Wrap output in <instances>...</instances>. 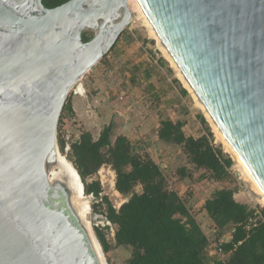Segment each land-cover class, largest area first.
<instances>
[{"label":"water","instance_id":"1","mask_svg":"<svg viewBox=\"0 0 264 264\" xmlns=\"http://www.w3.org/2000/svg\"><path fill=\"white\" fill-rule=\"evenodd\" d=\"M137 1L264 192V0H215L226 7L211 54L171 0ZM132 18L127 0H0V264H108L53 175L57 127L68 94Z\"/></svg>","mask_w":264,"mask_h":264},{"label":"trees","instance_id":"2","mask_svg":"<svg viewBox=\"0 0 264 264\" xmlns=\"http://www.w3.org/2000/svg\"><path fill=\"white\" fill-rule=\"evenodd\" d=\"M42 1L45 6L54 7L66 0ZM88 39L83 33L82 40ZM65 111L72 116L71 96L63 105L60 119ZM182 126L181 121L162 120L158 136L180 146L193 168L216 181L228 179L232 159L213 145L208 134L186 136ZM109 136V126L96 139L89 131L79 130L78 138L69 145L68 157L82 183L104 163L115 171V188L127 199L118 209L107 203L106 218L116 226L115 244L131 248L128 264H264V221L245 228L253 210L235 200L233 188H217L203 204L217 238L227 228L234 229L231 239L222 243L225 257L220 259L209 253V237L189 212L185 200L169 188L161 166L147 152H133L125 136H118L113 142ZM60 142L63 149L64 143ZM176 174L192 177L186 166L178 167ZM137 185L141 186L140 192L135 191ZM84 191L98 196L99 182L86 184ZM96 236L103 252H108L110 245L104 234L96 230Z\"/></svg>","mask_w":264,"mask_h":264},{"label":"crops","instance_id":"3","mask_svg":"<svg viewBox=\"0 0 264 264\" xmlns=\"http://www.w3.org/2000/svg\"><path fill=\"white\" fill-rule=\"evenodd\" d=\"M151 43L149 37L142 40L119 37L99 65L92 67L83 77L81 92L71 95V105L72 117L79 130L89 131L96 139L109 126L111 142L118 136H125L132 146L147 152L154 159L151 151L156 156L169 154L172 144L158 136L162 120L183 122L182 130L186 136L197 137L202 133L194 135L188 132L190 122L195 118L187 100L189 90L172 73L171 65ZM179 152L184 159L181 164L176 163L175 168L186 166L191 169L192 165L181 147ZM176 169L171 178L176 187L179 185L178 188H181L187 180L191 181V177H179ZM174 190L181 195V189ZM209 197L200 203L195 214L191 211L199 205L196 197L193 201L191 199L192 204L188 208L204 233L211 238L212 231H215L203 208L204 201ZM205 223L206 227L203 226ZM208 224L212 226V231L207 232ZM230 231L231 228H227L218 239L222 242L230 240ZM213 238H217L216 235ZM209 253L212 254L211 250Z\"/></svg>","mask_w":264,"mask_h":264},{"label":"rangeland","instance_id":"4","mask_svg":"<svg viewBox=\"0 0 264 264\" xmlns=\"http://www.w3.org/2000/svg\"><path fill=\"white\" fill-rule=\"evenodd\" d=\"M133 11V18L129 25L123 30L119 37H136L137 39H145L149 37L150 41L152 42V46L156 47V51L160 56L164 57L168 64L172 67V73L176 74L177 77L181 80L179 74H177L175 68L172 66L171 62L165 55V53L159 48L157 45L156 39L153 35L149 32L148 27L144 23V20L138 15L137 11ZM86 36L91 37L93 32L90 30H85L83 32ZM105 58V56L103 57ZM101 58V59H103ZM100 59V60H101ZM100 60L94 65H99ZM93 66V67H94ZM184 85V82L181 80ZM186 87V86H185ZM187 100L190 108L193 111V115L195 118H192V121L189 125L188 132L197 135L199 133H206L209 135L210 140L212 141L213 145L220 148L224 155L229 156L232 159V163L228 168L229 177L228 179L216 181L210 178L209 174L202 171L197 170L191 166L192 177L191 181L187 180V184L183 185V187L178 188L173 183L172 176H174V171L176 167V163L181 164L182 160L184 159L182 154L179 152L180 147L174 144H170V152L169 154L165 153L164 155L156 156L152 151L150 152L151 155L154 157L155 161L161 166L163 169L164 174L167 177L168 186L171 189H181V197L185 200L186 205L189 207L192 204L193 198L196 201H199V205L196 206L195 210L191 211L194 214L198 211L197 207H200V203L203 200L212 194L214 190L220 188L222 186L230 187L234 189V197L241 203L247 204L250 208L252 207H264V202L262 200H257L256 198H252L248 195V192L254 188L253 184L251 183L248 176L244 173V171L236 165L235 157L223 141L220 134L215 130V126L210 121V119L205 115L202 108L200 107L199 103L193 96V94L189 91ZM72 95V92L68 94V97ZM61 117V115H60ZM60 119V118H59ZM60 129L57 127V144L61 154H63L66 159L71 163L69 159V145L75 139L78 138L79 135V126L76 125L74 118L68 113H62V119L58 121ZM64 143V148H61V142ZM133 152H138L139 149H136L134 146ZM106 148L104 149V151ZM169 151V150H168ZM144 152V151H142ZM150 155V154H149ZM72 164V163H71ZM165 165V166H164ZM168 165V166H167ZM171 169V172L169 169ZM103 168V169H102ZM177 170V169H176ZM112 178L114 179V186L111 185ZM98 181L101 187V191L98 196L93 195L92 193H86L89 196V206H90V213H89V221L91 224V228L96 234V230L101 231L105 238L107 239L110 249L108 252L104 253L105 258L108 264H128L127 260L131 253V248L126 245H116L114 240V233L116 230L115 224L110 221V225L106 224L108 220L106 218L107 214V203H110L114 208L118 209L119 206L127 199V196L122 195L119 193L115 188V171L113 170L112 166L109 163H104L101 165L97 171L87 177L83 183L85 186L92 181ZM135 191L140 192L141 186H135ZM180 192V191H179ZM106 199V200H105ZM192 199V201H191ZM191 202V203H189ZM263 205V206H261ZM109 221V220H108ZM202 223V222H201ZM204 227H206L203 224ZM207 232L212 231V226L208 224ZM215 236V232L212 231V237Z\"/></svg>","mask_w":264,"mask_h":264},{"label":"bare ground","instance_id":"5","mask_svg":"<svg viewBox=\"0 0 264 264\" xmlns=\"http://www.w3.org/2000/svg\"><path fill=\"white\" fill-rule=\"evenodd\" d=\"M127 3L131 9L134 11H137L138 15L144 20V23L149 29V32L153 35V37L157 41V45L159 48L165 53L169 61L171 62L172 66L175 68L177 74H179L181 80L184 82V85L188 88V90L193 94L197 102L199 103L200 107L202 108L205 115L210 119V121L215 126V130L220 134L223 141L235 157V162L238 167H240L244 173L248 176L251 183L253 184L254 188L248 192V195L252 198H256L257 200H262L264 202V192L259 187L257 182L255 181L254 177L242 161V159L239 157V155L236 153V151L233 149L231 144L227 141L223 133L220 131L212 117L207 112L205 106L203 103L199 100L197 94L195 93L194 89L191 87L190 83L186 79V77L183 75L182 71L174 61L173 57L171 56L170 52L166 48V46L161 41L160 37L158 36L157 32L155 31L152 23L148 19L147 15L145 14L143 8L140 6L137 0H127ZM132 11V10H131ZM79 88L81 89V86L79 84ZM53 175L55 178L60 179L61 181H64L68 186L72 189V201L74 203V207L76 208L77 212L79 213L80 217L85 220V223L87 225V228L92 233L91 224L89 221V213H90V206L88 198L89 196L86 195L85 191H82V185L81 180L77 177V171L74 168V166L65 158V156L61 153L58 155V166L54 169ZM84 188V185H83ZM91 218V217H90ZM98 247V246H97Z\"/></svg>","mask_w":264,"mask_h":264},{"label":"snow or ice","instance_id":"6","mask_svg":"<svg viewBox=\"0 0 264 264\" xmlns=\"http://www.w3.org/2000/svg\"><path fill=\"white\" fill-rule=\"evenodd\" d=\"M170 7L184 21V27L197 38L202 51L211 54L217 45L212 33L226 6L215 0H171Z\"/></svg>","mask_w":264,"mask_h":264},{"label":"built area","instance_id":"7","mask_svg":"<svg viewBox=\"0 0 264 264\" xmlns=\"http://www.w3.org/2000/svg\"><path fill=\"white\" fill-rule=\"evenodd\" d=\"M81 86V85H80ZM72 95L79 94L81 92V89L79 88V85H76L71 90ZM103 169V168H102ZM111 185L114 186V179L112 178ZM263 206V205H261ZM253 210V216H251L246 225L245 228L249 229L252 226H255L258 222L264 221V207H252ZM106 224L110 225V221H106ZM234 229H231V233H233ZM222 240L218 238H209V246L212 254H217L220 259H224L225 253L222 250Z\"/></svg>","mask_w":264,"mask_h":264}]
</instances>
